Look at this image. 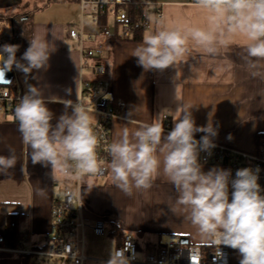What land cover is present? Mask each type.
<instances>
[{
  "label": "crops",
  "instance_id": "crops-1",
  "mask_svg": "<svg viewBox=\"0 0 264 264\" xmlns=\"http://www.w3.org/2000/svg\"><path fill=\"white\" fill-rule=\"evenodd\" d=\"M72 1L0 0V25L7 35L1 37L0 45L11 44L15 16L30 13V39L39 36L55 48L48 69L38 74L45 95L75 102L80 91L81 69L68 27L72 25L70 22L78 21L80 11L76 6L75 11H69ZM160 1L163 17L144 29L142 39L160 28L177 30L187 38L186 51L174 68L145 72L131 56L142 39L106 41L108 53L104 60L112 76L113 92L126 103L122 115L112 121V142L119 138L124 127L134 131L157 120L163 124L165 132L170 131L179 115L177 110L188 106L197 125H206L211 114L218 129L213 142L248 153L257 152L264 136V59L250 62L247 57L251 41L240 24L249 15L250 5L248 10L237 12L231 5L215 2L217 0L209 3ZM196 30L212 38L214 53H208L206 46L192 38ZM82 74L88 76L86 71ZM25 81L24 85L20 81L23 93L27 83H37L31 79ZM67 89H71L70 96L66 95ZM48 106L57 117L64 111L61 103ZM130 112L132 123L127 121ZM164 115L168 119L165 120ZM166 123L170 124L169 128L165 127ZM202 135L197 133L196 138ZM9 148L14 149L17 162L14 168L0 171V232L7 226L8 215L17 216L20 233L28 234L22 247L31 249L52 238L51 205L68 183L64 174L58 172L53 179L50 167L32 164L31 150L22 142L14 114L5 112L0 113V155L7 156ZM213 167L229 169L226 165L203 164L204 171ZM40 189L44 190L43 194H39ZM80 199L90 226L96 219H102L108 233L115 235V228L119 230L117 246L124 233L145 236L151 241L146 243L151 244L161 236H185L200 244L211 242L202 239L185 219L175 203L176 192L163 174L151 188L133 189L128 195L113 183L108 170L103 177H89L85 181ZM27 261L21 255L0 252V264H27Z\"/></svg>",
  "mask_w": 264,
  "mask_h": 264
},
{
  "label": "clouds",
  "instance_id": "clouds-1",
  "mask_svg": "<svg viewBox=\"0 0 264 264\" xmlns=\"http://www.w3.org/2000/svg\"><path fill=\"white\" fill-rule=\"evenodd\" d=\"M228 2L237 12L248 10L250 5L249 15L240 24L251 41L247 57L250 62L264 59V0ZM192 38L206 46L208 53L215 52L208 34L196 30ZM186 45L187 38L179 31L160 28L145 34L131 56L145 72L164 71L174 68L184 55ZM19 47L0 45V82L11 83L4 77L13 69L21 72L26 80L37 81L27 83L14 111L22 142L31 150L32 164L50 167L53 179L58 172L74 180L101 172L96 152L98 136L89 115L91 109L83 105L79 96L74 102L45 95L40 85L38 74L48 69L50 56L55 51L53 44L34 36L18 58ZM66 95H71V89L66 90ZM52 103L64 106L58 117L48 106ZM177 111L179 115L167 132L158 120L134 131L128 127L122 129L119 138L106 149L113 183L131 195L133 189L151 188L163 174L176 192V205L202 239L236 251L239 264H264V188L258 182V170L241 168L235 176L230 169L218 167L204 171L200 153H210L215 147L213 138L218 129L211 114L206 125H197L192 108L184 106ZM131 115L132 112L127 118L129 123L134 122ZM197 133H203L199 140ZM16 162L14 149L9 148L7 156L0 155V171L14 168ZM106 264H131V258L125 249H116L110 252Z\"/></svg>",
  "mask_w": 264,
  "mask_h": 264
},
{
  "label": "built area",
  "instance_id": "built-area-1",
  "mask_svg": "<svg viewBox=\"0 0 264 264\" xmlns=\"http://www.w3.org/2000/svg\"><path fill=\"white\" fill-rule=\"evenodd\" d=\"M127 2L128 0H79V23L77 26L72 24L68 27V36L75 42L79 54L81 69L79 99L85 107L91 109L90 114L94 115L92 126L98 136L96 152L102 171L96 175H84L80 180L65 175L68 185L51 205L54 237L48 243L25 249L22 245L28 240V234L23 233L18 246L9 245L7 234L15 228L14 222L0 232V252L26 257L27 264H88L89 261L96 259L86 252L88 228L94 235L106 234L104 220L96 219L92 226L87 223L80 199L81 188L89 177H103L108 173L110 156L106 149L112 143V121L122 115L126 106L125 101L116 98L113 92L112 76L104 60L108 53L106 41L116 33L121 39L130 40L137 27L149 29L163 17V2L146 0L145 16H137L132 20L125 7ZM218 3L231 5L228 0H221ZM103 16L107 19L106 23H100ZM86 17L88 24L85 22ZM115 23L117 27L114 26ZM13 70L11 84L0 87V113L11 110L23 95L17 70ZM86 70L87 77L82 74V71ZM85 96L88 104L83 101ZM164 119H168V116L164 115ZM169 126V123L165 124L166 128ZM214 144L215 147L210 153H200L201 163L226 165L233 176L241 168L258 170V182L264 188V150L248 153L215 142ZM146 244L147 248L141 246L132 234L124 233L120 244L114 250L125 249L126 255L131 258V264H239L236 251L212 242L183 243L180 236H161L156 243ZM139 252L143 253V260L136 263Z\"/></svg>",
  "mask_w": 264,
  "mask_h": 264
},
{
  "label": "trees",
  "instance_id": "trees-1",
  "mask_svg": "<svg viewBox=\"0 0 264 264\" xmlns=\"http://www.w3.org/2000/svg\"><path fill=\"white\" fill-rule=\"evenodd\" d=\"M145 5H146V0H128L125 7L126 9H128L130 18L134 20L137 16H145L144 13ZM29 15L30 13H27L24 17L23 15H17L14 18L13 38L11 44H16L20 46L19 51L17 52L18 58L24 52L25 47L29 45V40L32 36V27H31L32 20L30 19L31 16ZM106 22H107L106 17L105 16L101 17L100 23H106ZM114 26L117 27L116 23L114 24ZM143 31L144 29L142 27H137L130 40H141ZM119 39L121 40L118 33H116L108 40L109 42H114ZM16 106L17 104L8 112L14 114ZM18 221L19 220L17 216L8 215L7 226L10 225L12 222L16 224L15 228L7 234L8 244L11 246H18L20 238L22 236V233H20L17 227ZM113 233H115V236L120 237V232L117 228H115Z\"/></svg>",
  "mask_w": 264,
  "mask_h": 264
},
{
  "label": "rangeland",
  "instance_id": "rangeland-1",
  "mask_svg": "<svg viewBox=\"0 0 264 264\" xmlns=\"http://www.w3.org/2000/svg\"><path fill=\"white\" fill-rule=\"evenodd\" d=\"M79 8L80 11V3L78 0H73L71 2V4H69V11H75V7ZM65 7L68 8V6ZM110 18L112 19V15H110ZM80 20V15H79V19L78 21H72L70 23H72L73 25L77 26ZM86 24H88V17H86L85 20ZM6 30L0 25V39L1 37H5L6 35ZM86 72H88V70H86ZM17 76L20 79L21 83L23 82V85L26 83V78L24 77V75L17 71ZM0 87H3L0 85ZM84 103L88 104V99L87 96L84 97L83 99ZM89 115L93 118L94 115L90 114ZM262 143L260 145V150H264V136L261 139ZM108 229V228H107ZM106 229V234L105 235H94L90 230H88L87 235H86V252L89 256L96 258L95 260H91L88 262V264H106V259H109V254L111 251L114 250V248L117 246L118 243V236L112 235L110 232V234L108 233ZM134 236V235H133ZM51 237H54V232H52ZM136 238V240L139 241L141 246H144L145 248H147V244L146 242H151L148 241L147 237L145 236H138L135 235L134 236ZM192 242V241H190ZM194 243V242H192ZM44 243H41L39 245H43ZM195 244H200V243H195ZM24 247H28L27 245H25ZM36 246H32V248H34ZM143 250V249H142ZM144 252L146 251L145 249L143 250ZM143 260V253L139 252V254L136 257V263H140Z\"/></svg>",
  "mask_w": 264,
  "mask_h": 264
},
{
  "label": "water",
  "instance_id": "water-1",
  "mask_svg": "<svg viewBox=\"0 0 264 264\" xmlns=\"http://www.w3.org/2000/svg\"><path fill=\"white\" fill-rule=\"evenodd\" d=\"M13 77H14V70H12V71H8V72H6V74H5L4 80H5V81H7V80L12 81V80H13ZM10 84H11V83L0 82V85H1V86H8V85H10ZM181 241H182L183 243H187V242H189V239H188L187 237H185V236H182V237H181Z\"/></svg>",
  "mask_w": 264,
  "mask_h": 264
}]
</instances>
